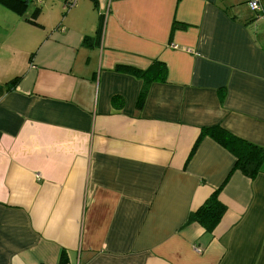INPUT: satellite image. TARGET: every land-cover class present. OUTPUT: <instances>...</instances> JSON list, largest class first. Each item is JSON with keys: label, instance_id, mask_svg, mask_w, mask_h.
<instances>
[{"label": "crops", "instance_id": "1", "mask_svg": "<svg viewBox=\"0 0 264 264\" xmlns=\"http://www.w3.org/2000/svg\"><path fill=\"white\" fill-rule=\"evenodd\" d=\"M35 1L29 58L0 69V264H264V164L209 136L190 154L212 126L264 148V7ZM153 64L138 109L115 68ZM219 187L212 232L186 223Z\"/></svg>", "mask_w": 264, "mask_h": 264}, {"label": "trees", "instance_id": "2", "mask_svg": "<svg viewBox=\"0 0 264 264\" xmlns=\"http://www.w3.org/2000/svg\"><path fill=\"white\" fill-rule=\"evenodd\" d=\"M28 1L30 2L32 0H0V3L6 4L13 10L20 11L23 8H26ZM260 3L262 7H264V0H260ZM88 40L90 46H93L97 43L98 35L88 37ZM158 65L159 66L156 67L157 65L153 64L149 69L144 71L126 66H116L115 68L117 71H125L139 77L145 83L140 89L138 95V109H140L144 103L148 82L152 80H164L165 67L162 64ZM18 79L19 77L17 76L8 81L10 89L16 85ZM204 136L212 138L235 157L233 169L240 170L244 175L251 179L261 171L262 164H264V148L242 140L219 126L201 128L200 134L198 135L190 154L194 151L197 144ZM219 190L220 187L215 189L196 211L190 213L187 217L186 223L197 222L204 228L206 233H211L225 211V206L218 199Z\"/></svg>", "mask_w": 264, "mask_h": 264}, {"label": "rangeland", "instance_id": "3", "mask_svg": "<svg viewBox=\"0 0 264 264\" xmlns=\"http://www.w3.org/2000/svg\"><path fill=\"white\" fill-rule=\"evenodd\" d=\"M40 2L28 1L26 8L20 11L0 3V69L8 71V74L29 58V19H34V12L43 8L44 4ZM45 2L50 4L52 1L45 0ZM243 5L246 6L247 3ZM245 8L249 15L254 12H251L250 8L249 11L247 6Z\"/></svg>", "mask_w": 264, "mask_h": 264}, {"label": "built area", "instance_id": "4", "mask_svg": "<svg viewBox=\"0 0 264 264\" xmlns=\"http://www.w3.org/2000/svg\"><path fill=\"white\" fill-rule=\"evenodd\" d=\"M75 0H66L65 5L66 6H71L73 5ZM249 7L252 11L256 12L259 11L261 8V3L260 0H254L249 2ZM173 48H177V45H172Z\"/></svg>", "mask_w": 264, "mask_h": 264}]
</instances>
